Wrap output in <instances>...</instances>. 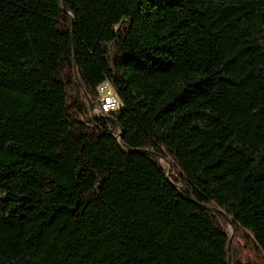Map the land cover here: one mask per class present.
Wrapping results in <instances>:
<instances>
[{"label":"trees","instance_id":"obj_1","mask_svg":"<svg viewBox=\"0 0 264 264\" xmlns=\"http://www.w3.org/2000/svg\"><path fill=\"white\" fill-rule=\"evenodd\" d=\"M0 264H264V0H0Z\"/></svg>","mask_w":264,"mask_h":264},{"label":"built area","instance_id":"obj_2","mask_svg":"<svg viewBox=\"0 0 264 264\" xmlns=\"http://www.w3.org/2000/svg\"><path fill=\"white\" fill-rule=\"evenodd\" d=\"M108 85L109 81L104 80L101 83H99L96 87L97 92V106L90 108L91 114L94 116V113H105L111 112V111H118L121 110L122 107H117L114 105L113 97L109 95L108 93Z\"/></svg>","mask_w":264,"mask_h":264},{"label":"bare ground","instance_id":"obj_3","mask_svg":"<svg viewBox=\"0 0 264 264\" xmlns=\"http://www.w3.org/2000/svg\"><path fill=\"white\" fill-rule=\"evenodd\" d=\"M108 93L110 96L113 97V102H114V105H116L117 107H121V101L120 99L118 98V96L115 94V91L112 87V85L110 84L109 82V85H108ZM94 116H103V113H94Z\"/></svg>","mask_w":264,"mask_h":264},{"label":"water","instance_id":"obj_4","mask_svg":"<svg viewBox=\"0 0 264 264\" xmlns=\"http://www.w3.org/2000/svg\"><path fill=\"white\" fill-rule=\"evenodd\" d=\"M90 107L92 108L93 106L92 105H90ZM228 222H229V224H230V226H232V223H231V221H230V219H228ZM228 262L230 261V240H229V244H228Z\"/></svg>","mask_w":264,"mask_h":264},{"label":"rangeland","instance_id":"obj_5","mask_svg":"<svg viewBox=\"0 0 264 264\" xmlns=\"http://www.w3.org/2000/svg\"><path fill=\"white\" fill-rule=\"evenodd\" d=\"M161 162H162L163 165H165L168 168H170V165H171L170 163L165 162L163 159H161Z\"/></svg>","mask_w":264,"mask_h":264}]
</instances>
